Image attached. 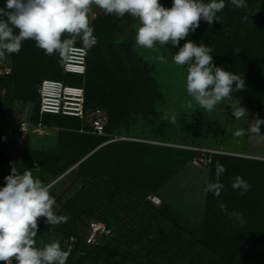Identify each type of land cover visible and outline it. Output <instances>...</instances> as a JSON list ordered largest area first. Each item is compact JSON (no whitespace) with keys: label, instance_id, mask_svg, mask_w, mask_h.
<instances>
[{"label":"rangeland","instance_id":"1","mask_svg":"<svg viewBox=\"0 0 264 264\" xmlns=\"http://www.w3.org/2000/svg\"><path fill=\"white\" fill-rule=\"evenodd\" d=\"M245 2L246 8H236L230 0H225L226 7L217 14L219 21L209 25L201 20L195 32H190L186 39L180 41L179 46L182 47L187 40H192L198 45L203 43L211 47L213 63L227 71L242 63L244 53H247L246 47L249 45L253 49L258 46L256 53L261 54L262 50L259 48L264 46V0ZM4 3L5 0H0V7H4ZM160 3L170 8L172 0H160ZM89 17L90 25L100 22L103 27L108 28V25L112 26L117 21L116 31L124 27L109 40L112 46L117 47L115 54L107 52L105 55L109 69L117 71L130 62L137 69H141L145 64V70L139 72L141 79L145 78V75L152 79V89L147 95L149 100L153 98V113H141L140 116L130 114L129 118L135 123V130L133 138L128 140L172 149L180 154V161L186 163L185 167L178 171L176 166L165 159L164 153L158 159L149 157L146 160L148 168L140 179L146 184L141 182L130 186L125 180H120L116 193L103 202L98 200L101 190L105 186L111 189L114 186L108 178L112 174L111 169H122L124 166L130 168L132 164L144 161L130 156L125 158L124 155L131 151L128 146L118 155L121 156L118 160H102L99 156L83 168L80 164L97 152L100 148L98 145L77 162H71L66 157L67 160L60 162L64 169L53 174L49 178V184L52 185L50 194L55 199L54 212L67 216L68 219L55 227L47 226L44 218H40L38 224L52 229L77 232L86 240L91 234V223L99 222L98 219L109 223L113 226L110 239L112 248L118 250L121 256L130 259V264H264V219L261 218L260 211L256 210L251 214V211L243 207L230 212V218H227V212L207 214L204 189L210 178V168L194 163V153L197 154L196 149L199 148L211 150L216 154L264 162V124L261 125V134L248 131L256 118L264 120V105L258 104L250 108L248 99L245 98L247 91L243 89L233 91L229 98L219 102L213 110H204L187 92V67L179 66L173 61L178 47L173 48L171 44H157L153 49L138 47L135 44V35L139 21L130 15L126 14L117 19L115 15H106L103 10L93 5ZM212 31L217 33L219 41L215 44L211 41L206 43L205 34H211ZM94 37L96 43L93 47H97L99 40L95 35ZM78 43L82 44L80 41L76 44ZM36 50L41 56V49L36 46L35 41L27 40L19 54L6 55L0 60V68L6 66L8 71L6 75L0 74V138L2 135L9 138L8 142L0 143V146L5 148L8 159L14 165L20 164L22 152L27 149L42 156H60L62 151L64 155H68V147L60 144L63 140L67 142L70 133L76 132L75 128L58 123L31 127L27 133L20 135L15 129L18 123L29 120L34 106L33 103H25L23 99L9 96L7 88L2 85L3 78L10 75L17 63L22 61V73L28 75V80L35 84L33 94L35 93L36 99L40 78L61 70L63 60L59 55H53L55 58H51L53 64L50 67L40 69L35 61L29 60ZM160 55L165 57V62L158 59ZM67 76L71 80L78 77ZM234 106H243L247 110L246 115L237 120L232 115ZM173 116L174 123L171 122ZM237 131H243L244 134L236 136ZM139 133L142 137L138 136ZM133 149L135 152L139 151L134 146ZM93 165L99 167L94 170ZM37 167L38 164L34 165V168ZM173 171L174 176L166 180ZM32 174L38 176V171L32 170ZM158 183L161 185L158 186ZM147 185L148 188L145 189ZM81 190L82 196L89 201L88 205L98 208L94 219L90 220L89 229L81 221L84 213L79 207L74 206L70 212L63 208V205ZM152 197H158L160 203L153 204ZM246 197L251 198L249 191ZM237 213L241 214L242 219H237ZM246 216L249 218L247 223ZM108 234L109 230L106 234L97 235L95 239H102ZM48 240L58 241L52 233L49 234ZM44 244L42 238L39 245L43 247Z\"/></svg>","mask_w":264,"mask_h":264},{"label":"clouds","instance_id":"2","mask_svg":"<svg viewBox=\"0 0 264 264\" xmlns=\"http://www.w3.org/2000/svg\"><path fill=\"white\" fill-rule=\"evenodd\" d=\"M230 2L236 8L247 7L245 0ZM93 5L117 19L126 14L137 18L139 26L135 44L138 47L153 49L157 44L178 47L173 61L187 67V92L204 110H213L233 91L245 88L244 77L215 66L211 47L203 43L198 45L192 40L179 46L190 32H195L201 20L209 25L219 21L217 14L226 7L225 0H209L207 3L205 0H172L170 8L163 6L160 0H5L4 7H0V60L6 55L19 54L27 40L35 41L46 55H59L61 60L68 59L78 41L83 47L91 48L95 39L89 17ZM158 59L165 62L163 55ZM246 113L243 106H234L232 115L239 120ZM171 122H175L174 116ZM262 124L264 120L256 118L248 131L261 134ZM243 134V131L235 133L236 136ZM225 171V166L216 161V181L208 183L204 191L218 197L225 187L220 181ZM4 179L5 186L0 187V262L12 264L15 260L16 264H66L70 253L61 248L59 241L43 247H37L35 241L40 218H44L47 226L53 227L68 219L53 210L52 185L34 178L32 169L18 173L16 166ZM231 187L244 195L252 186L237 175ZM218 209L226 212L227 206L220 202ZM235 215L237 219H242L241 214Z\"/></svg>","mask_w":264,"mask_h":264},{"label":"trees","instance_id":"3","mask_svg":"<svg viewBox=\"0 0 264 264\" xmlns=\"http://www.w3.org/2000/svg\"><path fill=\"white\" fill-rule=\"evenodd\" d=\"M117 24L118 22L116 21L112 26L108 25V28L103 27L100 22L99 24L95 22L91 25L94 29V35L99 40V44L97 47L92 46L89 48L85 75L78 76L75 80L68 78L67 74L63 71V60L60 66V71H57L56 74L46 75L40 78V84L45 80V77L48 76L52 77V80H60L75 86H83L85 89V109L89 111L101 109L107 114L108 124L105 129L107 133L106 136L80 133L81 122L74 117L61 115L41 116L39 114V95H37V98L35 99V93L33 94L35 84H33L31 80H28L30 78L28 75L25 76L22 73V61L17 63V66H15L10 75L3 78L2 85L7 88L9 96L23 99L25 103H33V112L31 113L29 120L26 122L33 127H37L38 124H41L42 126L50 123H58L63 126L75 128L76 132L72 134L70 133L67 142L63 140L60 144L64 147H68V150H70L68 155H64V151H62L60 156L46 154V156H42L39 155V153L27 149L22 152L19 165H14V163L8 159L5 148L0 146V187L5 186L6 181L4 178L11 174L13 166H16V170L20 174L23 173L25 168H32L33 171H38V176L33 175L34 178L37 177L43 183L49 184L51 181L49 178L59 170L61 171L64 169L60 164L62 160H67L68 158L71 162H77L81 157L89 154L93 148L95 149L97 145V147H100L97 152L85 159L84 162L80 164V167L83 168L90 165L89 163H93L94 161L92 160L99 156L100 158L102 157V160L103 158L110 161H114V158L118 160V158L121 157L118 155H121V151L127 149V146L131 151L124 155L125 158L130 156L139 158V161H144H141L139 164H132L133 166L130 168L125 166L122 169H116V167L112 168V174L108 176V178L114 186L112 189L105 186L106 189L103 188L100 192V196L98 197L99 201L104 202L105 200H109L111 196L116 193V187L120 180H125L130 186H132V184H140L141 182L143 185L146 184L145 181H141L140 179L143 178L145 170L148 168L146 160L149 157L158 159L164 153L165 159L169 160L171 165L176 166L178 171L185 167L184 165L186 162L180 161V154L172 149L155 145L139 144L128 140V138H133V132L135 130V123H132L129 118L130 114L132 113L133 115L140 116L141 113L145 115L153 113V107L151 104L153 98L149 100L148 96L149 91L152 89V85L150 84L152 79H148L146 75L145 78L141 79L142 75L139 72L145 70V64L142 65L141 69H137L131 62L117 71L109 69V63L105 55L107 52L115 54L117 48L114 45L112 46V42L109 40H112L116 32H121L124 29V27H122L123 29L121 28L116 31ZM208 34H205L207 35L206 43L211 41V43L215 44L217 40L219 41V37L216 35L217 33H215V31H212L209 35ZM75 46H83V44L78 43ZM255 47V49H253L251 45L246 47L247 51L245 52L247 53H244V56L242 55V63L237 64L229 70L234 74H239L241 77H244V89L247 91L245 98L248 99V106L250 108L258 104L264 105V46L259 48L262 50L261 54L256 53L258 46ZM126 52H128V50ZM39 53L38 50L34 51L32 54L33 57L29 60L35 61V64H37L40 69L50 67L53 64L51 58H55V56L46 55L43 50H41V56ZM212 54L213 52L211 55ZM136 82H138V84ZM115 136L124 137L125 139L104 144ZM138 136L142 137V134L139 133ZM63 142H65V145ZM133 146L135 149L139 150L137 151L138 153L135 152L136 150L134 151ZM194 155L197 156L196 153H194ZM216 161H219L226 168V171L220 177V181L225 187L218 197L214 196L211 192H206V213H222V211L218 209V203L223 202L227 206V218H230V212L246 207L248 211H251V214L256 210L260 211L261 218L264 219V162L248 158L213 154L212 162L208 165L210 168V178L208 183L216 181ZM35 164L39 165L37 169L34 168ZM93 167L95 170L99 166L93 165ZM174 173L175 172L173 171L166 180H169L174 176ZM237 175L247 180L252 186L249 191L251 198L246 197V194L241 195L240 190H233L231 187L232 181ZM160 185L161 183H158V186ZM111 186L112 185H110V187ZM144 188L147 189L148 185ZM256 191H258L259 194H257ZM82 192L83 190L79 191L73 199L68 200L67 203L63 205V208L64 210L68 209L70 212V209L74 206L79 207L84 213V217L81 221L85 223L89 229L90 220L94 219V214L98 208L92 205L89 206V201L86 197L82 196ZM247 219L249 218L246 216V223ZM97 221L105 224L106 228L109 230V234L105 235L102 239L97 240L96 243L88 244L77 232L74 233L67 229H52L51 227L38 224V235L35 237L36 246L42 247L39 245V241H41L42 238L45 244L51 243L48 240V237L49 234L52 233L56 235L61 244V248L70 253L66 264H130V259L126 256H121L119 251L113 249L110 244L113 226L99 219ZM61 224H59V226ZM12 264H16L15 260H13Z\"/></svg>","mask_w":264,"mask_h":264},{"label":"built area","instance_id":"4","mask_svg":"<svg viewBox=\"0 0 264 264\" xmlns=\"http://www.w3.org/2000/svg\"><path fill=\"white\" fill-rule=\"evenodd\" d=\"M96 39L92 44L95 45ZM91 46V47H92ZM89 48L83 46H74L72 53L67 60L63 62V71L67 75L83 76L86 73L87 57ZM0 74H8L6 66L0 68ZM39 95V114L42 115H61L66 117L77 118L81 122L80 133H86L97 136H106L105 131L108 124L107 114L101 109H85V89L83 86H75L59 80L45 79L41 82L38 90ZM38 124L37 127H40ZM33 127L26 121L18 123L16 131L18 133H27ZM8 136L2 135L1 143L8 142ZM124 137H112L111 140L104 144L124 140ZM103 144V145H104ZM197 156L195 164L208 166L212 162V155L215 153L208 149H196ZM216 154V153H215ZM36 166V164H35ZM153 204H159L158 197H152ZM90 236L86 239L88 244H93L97 240V235L106 234L108 229L99 222L90 224ZM0 264H3L0 263Z\"/></svg>","mask_w":264,"mask_h":264}]
</instances>
